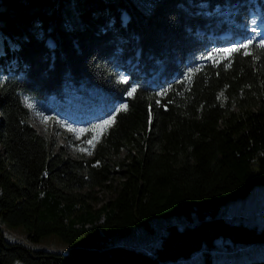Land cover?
Instances as JSON below:
<instances>
[{
	"label": "trees",
	"instance_id": "16d2710c",
	"mask_svg": "<svg viewBox=\"0 0 264 264\" xmlns=\"http://www.w3.org/2000/svg\"><path fill=\"white\" fill-rule=\"evenodd\" d=\"M251 13L264 20V0H0V264H168L200 254L217 264L208 254L219 237L239 244L233 252L264 244V226L218 214L264 184V49L250 36ZM249 39L252 55L224 58ZM125 103L89 156L54 149L29 123L31 104L85 127L87 140ZM95 188L115 194L92 209ZM157 215L185 220L153 248L110 242L151 229ZM47 234L66 246L43 247ZM233 264H264V254Z\"/></svg>",
	"mask_w": 264,
	"mask_h": 264
},
{
	"label": "rangeland",
	"instance_id": "374dc122",
	"mask_svg": "<svg viewBox=\"0 0 264 264\" xmlns=\"http://www.w3.org/2000/svg\"><path fill=\"white\" fill-rule=\"evenodd\" d=\"M257 9V8H256ZM258 10V9H257ZM67 9H65V12ZM69 10L66 13V18H73ZM250 26L248 30L250 31L251 37H256L259 41H264V20H261L260 15L251 13L250 14ZM122 78L125 76L122 75ZM29 123L36 129L37 132L45 135L49 142L54 144V149L57 146H62L66 152L73 157L83 154L84 156H89V144L87 140L82 138L83 133H77L69 131V127L72 129H86L83 126L75 125L67 121L61 116H54L40 111L35 106L29 108ZM37 113H41L42 116L48 117L46 121L38 117ZM109 116H102L99 119V123L103 120L108 119ZM100 132L96 131L95 136L98 138ZM91 139V138H90ZM83 143H86L84 145ZM83 148L85 151H79L78 149ZM126 150H122L120 155L123 156ZM119 178L115 177L113 180V185H116ZM83 189L82 191H85ZM93 194L96 196L95 199H91L88 202L92 209H96L103 202L114 196L115 190L113 188H95ZM224 214L223 217L228 220H239L248 225H254L257 228L264 226V184H259L254 186L246 197L239 198L228 203L222 204L218 209V214ZM195 218V213H192ZM185 218L180 215L178 218H173L169 216H153L150 219L151 229H147L143 226H133L130 231L123 235L115 234L111 238V243L114 244H131L141 248L149 249L155 247L159 243L160 234L163 230L171 223L180 226ZM13 231L17 233H22L23 229L20 226L12 227ZM14 237L23 238L21 235H14L16 233L7 229ZM21 240V239H20ZM27 240V239H26ZM25 242L24 240H22ZM42 246L47 249L62 250L66 244L60 238L54 234H47L41 238ZM239 244H235L229 239H224L219 237L215 240L214 248L216 251L209 253L208 256L211 258L213 263L217 264H233V263H244L249 257L255 258L264 254V244L253 243L244 249H237ZM206 255L200 254L197 258L192 259L187 262L176 261L168 264H202L204 263ZM15 264H20L16 262Z\"/></svg>",
	"mask_w": 264,
	"mask_h": 264
},
{
	"label": "snow or ice",
	"instance_id": "6c2138e0",
	"mask_svg": "<svg viewBox=\"0 0 264 264\" xmlns=\"http://www.w3.org/2000/svg\"><path fill=\"white\" fill-rule=\"evenodd\" d=\"M252 44H253V41L251 39H249L246 43H242V44H240L238 46L222 49V52L225 54L224 58L225 59H228L233 54L241 53L242 49H243V55H245V56L252 55V53L248 51V49L250 48V46ZM256 47H258L260 49H264V41H261L258 45H256ZM207 59H212V54L211 53L209 54V56L207 57ZM226 66H230V65H226ZM191 75H192V72L190 71L185 76V80L186 81L187 80H190L191 79ZM121 82L127 83V80L124 79V78H122L121 79ZM135 92H136V89L135 88H132L128 92V96L129 97H132ZM163 94H165V93H159L158 95H163ZM156 103H157L158 106H161L159 100H157ZM28 107L31 108V107H33V105L28 104ZM127 107L128 106H127L126 103L125 104H121L118 108H116L114 110V114L113 115H110L108 119H105L101 123L94 125L93 126V129H89L87 131H96V130H99L100 134L103 135L105 129L110 128L114 124L115 118H116V114H119L120 112L126 111L127 110ZM37 115H38V117H41V119L44 120V121H46L48 119V117L42 116L41 113H37ZM149 123H151V111L149 112ZM68 130L69 131H73V132H77V133H83V132L86 131L85 129H72L71 127H69ZM95 142H98L97 141V137L95 135H93L91 137V139L87 140V143L90 146H93V147L95 146ZM78 150L79 151H82V152L85 151V149H83V148H80ZM89 154H91V153L89 152Z\"/></svg>",
	"mask_w": 264,
	"mask_h": 264
},
{
	"label": "built area",
	"instance_id": "2783aa9c",
	"mask_svg": "<svg viewBox=\"0 0 264 264\" xmlns=\"http://www.w3.org/2000/svg\"><path fill=\"white\" fill-rule=\"evenodd\" d=\"M225 218H232V217H225ZM14 235H18V234H14Z\"/></svg>",
	"mask_w": 264,
	"mask_h": 264
},
{
	"label": "crops",
	"instance_id": "0c3cea01",
	"mask_svg": "<svg viewBox=\"0 0 264 264\" xmlns=\"http://www.w3.org/2000/svg\"><path fill=\"white\" fill-rule=\"evenodd\" d=\"M222 215H224V214H228V213H221Z\"/></svg>",
	"mask_w": 264,
	"mask_h": 264
}]
</instances>
